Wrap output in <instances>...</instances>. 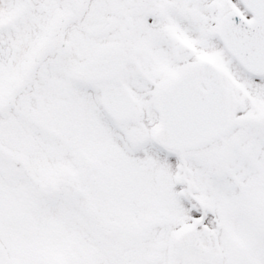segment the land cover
Listing matches in <instances>:
<instances>
[{"label": "snow or ice", "instance_id": "snow-or-ice-1", "mask_svg": "<svg viewBox=\"0 0 264 264\" xmlns=\"http://www.w3.org/2000/svg\"><path fill=\"white\" fill-rule=\"evenodd\" d=\"M0 264H264V0H0Z\"/></svg>", "mask_w": 264, "mask_h": 264}]
</instances>
